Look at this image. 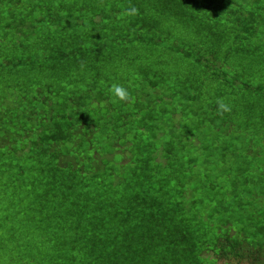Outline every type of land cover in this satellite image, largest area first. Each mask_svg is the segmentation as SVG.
I'll return each instance as SVG.
<instances>
[{"label":"trees","instance_id":"1","mask_svg":"<svg viewBox=\"0 0 264 264\" xmlns=\"http://www.w3.org/2000/svg\"><path fill=\"white\" fill-rule=\"evenodd\" d=\"M5 239L22 264H264V0H0Z\"/></svg>","mask_w":264,"mask_h":264},{"label":"rangeland","instance_id":"2","mask_svg":"<svg viewBox=\"0 0 264 264\" xmlns=\"http://www.w3.org/2000/svg\"><path fill=\"white\" fill-rule=\"evenodd\" d=\"M175 62L171 63V67H175ZM160 87V86H159ZM139 94H144V92H141ZM160 91H151L149 97H152V99H156L155 100V111L156 113L160 116L159 117V120H158V123L161 124L163 126V124H168V125H165V128L166 129H173V131H179V128H180V124H182V129L183 128H188V126L190 124L192 125H197V122L196 119L194 118L195 114L198 112V109H199V104L198 102H195L193 103L192 101H185L183 102L184 105H186V107H188L187 109L184 108V109H179L181 108L178 103V99H169V98H166V97H160ZM186 103V104H185ZM177 104V105H176ZM164 105L166 107H164ZM176 107V109H179L177 111H174L173 108ZM157 124V123H155ZM188 126H187V125ZM204 125H209L207 123H205ZM205 127L203 126H200V129H204ZM145 130V128H144ZM211 137H216V134H212L210 135V137H208L207 139L208 140H211ZM192 153L196 154V155H199L200 152L199 150H196V151H193ZM208 153V152H207ZM203 158L206 156V151H205V154L202 155ZM209 167V165L207 163H204L202 165H200V168L199 169H203L204 170H207ZM221 170V169H220ZM220 170H218L217 172H219ZM233 176L227 174V173H221L220 174V177L216 178L217 180H222V181H226V182H229L230 179L232 178ZM204 180V178L202 176H200L196 181H198L199 183L202 182ZM203 184L205 185H208L209 184V181H206L204 180L203 181ZM252 187V186H250ZM238 190L241 191V187H238ZM244 214L247 213V211H243ZM20 234V235H19ZM13 237H15V239L13 241H18L20 240L21 238H28L31 245H30V248L28 249L29 252H37L40 257L43 256L42 252L48 247L49 248V245H44L42 244L43 246L41 247V252H40V249H39V244L41 243H37L36 242V238L34 237V235H32V229L29 228L27 231L26 230H23V232H16L14 233L13 231ZM10 243V242H9ZM7 243V240H3V241H0V264H22L21 260H20V256H19V253L17 251V249L15 247H12V244L10 243ZM22 247L25 249L27 248V240L23 242V245ZM38 255V256H39ZM219 264H224V262H222L221 260L219 261Z\"/></svg>","mask_w":264,"mask_h":264}]
</instances>
